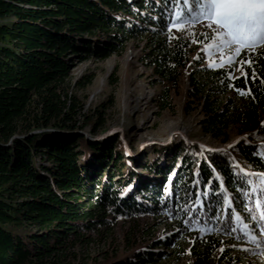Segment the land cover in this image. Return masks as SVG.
Returning <instances> with one entry per match:
<instances>
[{
    "label": "trees",
    "instance_id": "trees-1",
    "mask_svg": "<svg viewBox=\"0 0 264 264\" xmlns=\"http://www.w3.org/2000/svg\"><path fill=\"white\" fill-rule=\"evenodd\" d=\"M171 3L0 0V264L63 261L75 245L86 241L87 233L107 222L109 210L137 215L144 210L162 213L166 208L173 215L178 188L193 199L194 206L187 208L188 222H214L223 233L232 235H240L239 221L255 220L264 226V187L255 196L249 177L226 152L207 151L198 158L185 151L165 191L156 179L143 187L141 182L138 189L131 169L115 189L109 188V167L113 165L118 172L123 167L122 141L105 145L92 139L100 122L71 89L73 61L104 59L128 40L145 38L154 70L168 80L176 79L179 67L187 61L189 42L178 38L170 44L168 40ZM241 59L251 62L244 65L243 76L231 80L224 69L204 68L205 81L190 77L191 92L197 96L206 91L204 131L225 137L215 131L228 126V104L216 107V97L232 87L247 91L235 121L241 132H249L253 143L241 141L232 150L238 152L245 169L264 173V144L259 143L264 142V45L255 52L243 51ZM91 79L80 80L78 85ZM86 126L89 137L83 132ZM182 149L183 145L176 154ZM156 160L153 169L162 163L163 152H157ZM186 162L192 177L179 186ZM102 174L100 187L91 188ZM256 199H261V206ZM215 240L207 239L202 249L189 250L193 264L211 260L236 264V258L220 250ZM135 261L130 256L118 264Z\"/></svg>",
    "mask_w": 264,
    "mask_h": 264
},
{
    "label": "rangeland",
    "instance_id": "rangeland-1",
    "mask_svg": "<svg viewBox=\"0 0 264 264\" xmlns=\"http://www.w3.org/2000/svg\"><path fill=\"white\" fill-rule=\"evenodd\" d=\"M183 7L182 0H176V3L172 0L170 21ZM169 25L170 44L178 38L189 42L187 61L179 67L174 80H168L154 70L148 55L151 48L145 38L128 40L118 52L104 59L91 57L73 61L71 89L85 110L100 122L98 129L91 134L92 139H99L105 145L117 139L122 141L120 164L123 167L119 172L113 165L109 167L112 177V187L109 188L115 189L116 183L123 179L120 177L131 169L136 173L138 189H141V182L143 187L148 181L156 179L165 191L178 168L177 161L185 155V151L198 158L204 157L207 151H219L228 153L233 164L247 174L249 187L256 196L264 187V173L255 174L245 169L238 152L232 150L241 141L253 143L248 137L249 132H241L239 123L235 121V114L242 107L247 91H237L232 87L227 94L216 97V107L228 104L229 123L225 129L215 131L225 134V137H215L203 129L206 91L192 95L190 77L205 81L204 68L224 69L231 80L243 76L244 65L249 63L241 64V61H248L241 59L242 52H255L262 45L253 50H243L231 65L225 63L223 67L212 68L208 64H218L221 53L213 49L210 55L206 50L213 34L207 27V21H190L183 24L182 29L172 27L171 31ZM228 54L224 53V57ZM90 77V83L78 85L80 80L86 81ZM242 92L245 94L242 95ZM83 132L90 136L88 126ZM182 145V151L176 154ZM191 146L195 149L191 150ZM118 147L114 144V150ZM159 151L163 152V161L153 169ZM88 161L92 162V159ZM188 165L187 162L184 164L179 186L192 177L187 174ZM195 167L191 171L193 176ZM102 178L103 174L98 175L91 188L98 189ZM180 189L175 196L176 211L173 215L166 208L162 213L144 210L137 215H118L112 210L107 211V222L99 225L96 231L87 233L86 241L75 245L71 254L56 264H118L130 256L136 259L130 264H193L189 250L202 249L206 240L213 237L219 242L220 250L226 249L231 257L236 258V264H264V226L255 220L251 223L239 221L236 226L240 235H232L223 233L214 222L207 225L188 222L187 208L191 209L194 203ZM260 200L256 199L258 206H261ZM251 236H255L256 240L250 239ZM209 264L218 263L211 260Z\"/></svg>",
    "mask_w": 264,
    "mask_h": 264
},
{
    "label": "snow or ice",
    "instance_id": "snow-or-ice-1",
    "mask_svg": "<svg viewBox=\"0 0 264 264\" xmlns=\"http://www.w3.org/2000/svg\"><path fill=\"white\" fill-rule=\"evenodd\" d=\"M173 2L176 3V0ZM182 2L185 7L170 21L169 31L172 27L182 29L183 24L190 21L206 20L207 27L213 33L206 50L210 55L213 49L221 53L219 63L210 62L208 67H223L225 63L231 65L243 50H253L264 45V0H182ZM202 35L208 36L207 33ZM224 53H229L226 58ZM244 63L251 62L241 61L242 65ZM225 203H228L227 198ZM250 239L255 241L256 237L251 236Z\"/></svg>",
    "mask_w": 264,
    "mask_h": 264
}]
</instances>
